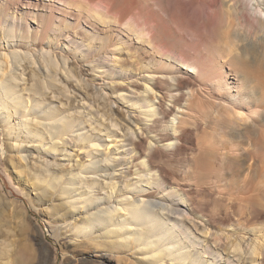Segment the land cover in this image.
Segmentation results:
<instances>
[{
  "label": "rangeland",
  "instance_id": "1",
  "mask_svg": "<svg viewBox=\"0 0 264 264\" xmlns=\"http://www.w3.org/2000/svg\"><path fill=\"white\" fill-rule=\"evenodd\" d=\"M152 4L0 0V60L7 67L0 77V264H135L133 254L117 243L97 242L94 230L91 238L81 236V222L74 215L82 213L88 189H100L101 205L113 209L122 206L115 200L119 195L136 193V184L158 200L154 209L159 210L160 230L171 236L169 255L181 244L184 264H251L244 255L252 246L232 245L229 234L239 226L260 227L264 235V116L257 119L258 130L248 128L244 137L235 138L237 143L245 138L239 147L250 150V163L244 158L224 160L230 144H221V137L228 132L227 116H232L227 103H236L230 97L235 100L237 91H254L255 82L259 90L251 97L264 109V43L244 67L250 76L239 72V91L223 77L224 70H233L222 69L226 62L217 58L228 37L224 22L192 11L185 14L163 2ZM218 13L223 16L224 11ZM188 48L195 54L209 53L215 62L211 73L206 68L213 76L209 87L202 86L189 105L188 89L200 83L177 59L178 51L186 53ZM230 62L233 69L243 68ZM143 83L153 89L147 101L155 95L161 103L158 113L143 99ZM187 107L191 112L186 115ZM173 114L175 122H185L179 143L168 149L163 143ZM147 117L152 118L149 125L143 123ZM45 118L59 126V134H50L51 124L39 127L40 134L23 132L26 124L38 120L41 125ZM118 132L133 139L129 151H120L123 146L113 139ZM15 139L24 146L16 148ZM92 140L98 145L96 158L88 152ZM121 154L127 162L115 167L128 171L112 175L122 171L112 165ZM88 161L98 162L94 171L84 172L81 163ZM140 173L153 182L139 185L133 176ZM95 177L105 183L95 182ZM78 182L82 187L75 188ZM82 188L87 192L78 190ZM181 197L191 206L177 212L173 207ZM164 211L173 216L166 219L160 213ZM186 219L196 230L207 231L203 235L209 236L208 244L200 243L202 236ZM251 237L264 244L261 234ZM69 238L75 241L68 243ZM214 240L221 241L217 247ZM236 252L243 257L232 259ZM259 261L264 264V249Z\"/></svg>",
  "mask_w": 264,
  "mask_h": 264
},
{
  "label": "bare ground",
  "instance_id": "2",
  "mask_svg": "<svg viewBox=\"0 0 264 264\" xmlns=\"http://www.w3.org/2000/svg\"><path fill=\"white\" fill-rule=\"evenodd\" d=\"M162 2L168 6L170 5L171 7H180L182 12L185 14H187L188 11H192L196 14L199 13V15L209 18V20L211 19V21L218 20L217 22H224L225 30L227 31L225 35H228V37L224 43V46L222 47L223 51L219 52V57L217 58H219L220 61L222 60L223 62H226L224 66H220L222 69L224 67L228 70H233V73H229L228 71L224 70L223 77L226 81H229V83H235L238 87L242 84V76L239 74V72H243L244 76L246 77L250 76V74L245 70L244 67H246V65H249L251 63V60H253L257 56L259 52L257 50V47L261 45L259 43H264V0H153L152 5H158ZM198 5H201L200 10H198ZM218 9L224 11L223 16H220V14L218 13ZM163 35H165V32H163ZM188 52L193 54L195 57L189 54ZM193 52L194 50L188 48V51L186 53L181 52V50H179L177 55L179 63L182 64L188 72L190 71L194 73L200 83L197 85V89H188V105L192 100L198 98V93H200V89L202 88V86L204 88L209 87L208 85L212 82L211 80L213 79V76L211 74L207 75L206 68L210 67L211 73L215 65V62L213 60H210L209 53L203 52L201 54H195ZM261 55L264 56V54ZM198 56H202L203 60L198 61ZM190 57L194 59H190ZM230 61L234 62L238 67L243 68L240 70L233 69V66H231L232 64ZM6 69L7 67L5 61L3 62L0 60V77L3 76V74L6 72ZM145 76L149 77L150 75L145 74ZM251 86L255 88L254 91H237L235 94L237 98H235V100H232V98L230 97L231 102L236 101L233 106L232 104L230 106V104L227 103L229 105L227 107L230 108L229 110L231 111L232 116L230 115V113L227 116L228 132L225 134L227 136L224 135L221 137V144L224 142H228L230 144V146H228V151L223 154L224 160L229 161L232 159L244 158L245 160H247L248 163L252 161V157L249 154L250 150H248L246 146L245 148L244 146H241L243 147L242 149L239 147L240 143H243V140L245 138H241L243 142L239 141L240 143H237L235 141L236 136H243V134L245 133L244 130H248V128H252V130H258L259 122H257V119L259 116H264V109L258 107L257 105L258 99H253L251 97V95H253L255 91L259 90V86L255 85V82L254 84H251ZM237 89L240 91L239 87ZM152 92V87L148 83H143L141 93L145 101L149 99V96H151ZM11 99L14 100V96H12ZM147 102H150L149 108L152 109L153 114L158 113L161 103L157 100V97L154 95L150 97V101ZM243 102L249 104L250 106H245L244 104H242ZM252 103H254L253 106H251ZM187 108L188 111L186 110L187 112H184L186 113V115L188 112H191L189 107ZM241 108H246L247 111H244ZM139 112L144 113L145 109L139 108ZM173 115V118H170V120L168 121L170 123H168L167 125V128L169 129L167 132L168 139L163 143L168 149L174 147L177 143H179V136L182 132L181 127L185 122L180 118H178V120L175 122L173 119L176 118V116L175 114ZM45 119L46 122H41V125L39 124L38 120L26 124V130H23V132L32 135L36 133L40 134L41 132L39 130V127L43 126V124L44 126H46L47 124H51V129H48L50 130V134L51 132L53 133L56 131V133L59 134V130H57L59 129V126L54 125V123L51 121L49 122L47 120L49 118ZM151 119L152 118L147 117V121L143 123L149 125L151 123H149L148 120ZM61 134L63 136V133ZM118 135L122 137L118 138ZM118 135H116L113 139L115 141H118L117 145L123 146L120 151H129L131 149L133 139L127 133L118 132ZM17 136L20 135L17 134ZM246 141L248 142V145H250L251 140L247 139ZM243 145H245V143ZM14 146L19 149L22 148L24 145L20 139H15ZM106 146L107 144L105 145V147ZM89 148L90 149L88 150V152L93 154V158H96L95 155L98 154L97 143L92 140ZM126 154H129V152H126ZM126 154H121L118 157H115V162L112 164L114 170L116 168V165L122 164V161L128 159L126 157ZM59 159L61 160L62 158ZM97 162H82L80 167L82 169L84 168V172L89 170L94 171V165H96ZM126 162L124 161L123 164H125ZM116 169L122 170V167H117ZM211 169L210 167L207 168L208 172L210 173V176L214 177L215 175L212 174L213 169ZM127 171L128 170H122L118 173L112 171L110 174L125 176ZM135 171L137 170L135 169ZM17 173L21 174V171H17ZM87 177L92 176L88 175ZM143 177H146L147 179L143 180ZM55 178L58 179V176L56 175ZM133 178H136V182L140 183L139 185L145 182V185L147 186L148 182H153V179L150 178L147 173H140L136 177L133 176ZM93 180L95 182H98L97 180H99V182L105 183L103 179L99 177H95L93 178ZM80 187L82 186H80L78 182L75 188ZM132 187V190L136 191V193H134V195L133 193L132 195H127L126 193H122L121 195H119V197H117L115 200L117 201L118 205L122 203V206L114 207L113 209H109L111 206L110 204H108V206L101 205L103 197L100 196V194L102 193L100 192V189L98 191L92 188L88 189L90 190V192L88 191V195L84 197L82 213L77 216L74 215V218L78 219L81 222V236L91 238L90 234L94 230V236H96L98 240L97 242L101 243L105 241H110L112 243H117L120 248L125 249L133 254L136 259V261L134 262L135 264H184L185 260L181 258L183 256L181 244H179L180 246L178 247V252L176 254L172 253L169 255L168 246L166 244L169 242V240H171V236L169 234H163V231H161L159 228V210L154 209V205L158 202V200L153 199L150 196L149 192H143L137 184ZM78 190L83 191L84 193L87 192L83 188ZM70 196H72L71 198H73L75 197V194H71ZM69 202L72 203L76 201L70 199ZM175 203L176 206L173 207V209H175L177 212L185 211V209H189L191 206L190 203L186 201L183 197L176 200ZM79 207L81 206H78L77 208ZM77 208L75 211H77ZM121 210H123L124 212H121ZM160 213L167 215L168 217L163 216L166 219H168L170 216H173L170 212L166 211ZM148 216H153V218H151V220L147 219ZM177 217L185 221V218L183 216ZM186 221H188L190 223V226H192L191 219H186ZM192 228H194V231L198 235L202 236L200 243H203L204 241H206V244L209 243V236L205 237V235L207 234L206 230L199 231L196 230L193 226ZM257 233L261 234V236H264L260 227L235 226L234 228H232V231L229 234L232 239V245L239 244L240 246L244 247H247L248 245L252 246V249L248 250V254H246V256L244 255V257L251 260V264H260V254L261 251L264 249V244L262 245L261 240L259 238H257L256 241H254L252 237L250 238V236H253V234L255 235ZM227 238L228 237L222 238V240L226 242ZM249 238L250 240H252V242H249ZM70 240H73V238H69L67 242L70 243ZM220 242L221 241L214 240L212 245L217 247ZM235 248L236 247L234 246L233 251H236ZM236 254L237 258L232 259L237 260L243 257V255H241L239 252H236ZM177 255L180 257H178ZM186 256L190 257V252L188 250L186 252ZM200 263V261H187V264Z\"/></svg>",
  "mask_w": 264,
  "mask_h": 264
}]
</instances>
